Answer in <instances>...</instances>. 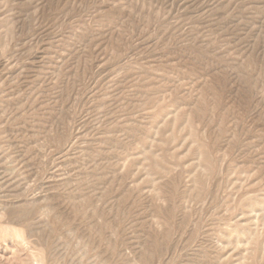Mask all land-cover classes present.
<instances>
[{
    "label": "rangeland",
    "instance_id": "1",
    "mask_svg": "<svg viewBox=\"0 0 264 264\" xmlns=\"http://www.w3.org/2000/svg\"><path fill=\"white\" fill-rule=\"evenodd\" d=\"M0 177L60 264H264V0H0Z\"/></svg>",
    "mask_w": 264,
    "mask_h": 264
},
{
    "label": "bare ground",
    "instance_id": "2",
    "mask_svg": "<svg viewBox=\"0 0 264 264\" xmlns=\"http://www.w3.org/2000/svg\"><path fill=\"white\" fill-rule=\"evenodd\" d=\"M2 175V174H1ZM9 177V176H8ZM2 178L0 177V180ZM1 184V183H0ZM6 184V183H5ZM8 184V183H7ZM10 187V186H9ZM0 189H5L4 187H1ZM6 190V189H5ZM9 190V189H7ZM8 192V191H6ZM7 194V193H6ZM3 196V195H2ZM3 200V199H2ZM2 202V201H1ZM1 206V204H0ZM8 206V205H7ZM3 208V207H2ZM4 210V209H3ZM0 209V230L4 233V240L11 239L14 241L17 245L18 252L23 257H26L28 260L26 264H60L59 263V256L56 254L55 250L52 246H50L51 249H49V252L46 250V248L42 247V243H39L38 241L34 240V236H36V229L37 227L32 223L34 218L32 220H29L23 216V215H15L13 219H7L6 221L8 224H2L3 219L6 218V213ZM12 210V209H11ZM28 210V209H27ZM15 212V211H14ZM28 212V211H27ZM30 212V211H29ZM28 212V213H29ZM41 212V211H39ZM33 213V212H32ZM34 214V213H33ZM13 215V214H11ZM43 216V215H42ZM30 217V215H29ZM46 219V218H45ZM9 220V221H8ZM32 221V222H30ZM41 224V223H40ZM44 224V223H43ZM37 225V224H36ZM47 226V225H46ZM39 230V229H38ZM1 238V235H0ZM47 238V237H45ZM6 242V241H5ZM10 242V241H9ZM50 242V240H49ZM48 242V244H49ZM56 242V241H55ZM54 242V243H55ZM14 244V247H16ZM58 245V244H57ZM16 248V249H17ZM10 249V248H9ZM5 251V249H4ZM47 251V252H46ZM9 252V251H8ZM11 252V251H10ZM153 253V252H152ZM5 254V253H4ZM3 254V255H4ZM1 256V255H0ZM9 257V256H8ZM7 257L6 260L9 258ZM13 257V256H12ZM15 260V258H13ZM19 259V258H18ZM22 259V258H21ZM2 260V256H1ZM24 261V260H23ZM9 263H11L9 261ZM16 263V262H15ZM79 263V262H78ZM90 263V262H89ZM88 263V264H89ZM19 264V262H18ZM23 264V263H22ZM91 264V263H90Z\"/></svg>",
    "mask_w": 264,
    "mask_h": 264
}]
</instances>
